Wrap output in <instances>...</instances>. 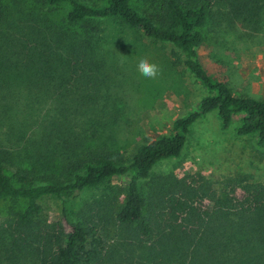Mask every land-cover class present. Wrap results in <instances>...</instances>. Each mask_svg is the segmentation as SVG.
<instances>
[{"label": "trees", "instance_id": "1", "mask_svg": "<svg viewBox=\"0 0 264 264\" xmlns=\"http://www.w3.org/2000/svg\"><path fill=\"white\" fill-rule=\"evenodd\" d=\"M147 2L150 14L133 0H0V264H264V184L227 176L219 191L171 176L160 193L143 191L210 112L223 129L239 116L236 133L264 145V98L236 96L200 56L208 31L263 33L264 0ZM109 19L172 46L206 90L130 158L94 132L120 116L100 40ZM116 176L128 183L102 223L65 206L50 220L45 198L73 200Z\"/></svg>", "mask_w": 264, "mask_h": 264}, {"label": "rangeland", "instance_id": "2", "mask_svg": "<svg viewBox=\"0 0 264 264\" xmlns=\"http://www.w3.org/2000/svg\"><path fill=\"white\" fill-rule=\"evenodd\" d=\"M133 4L145 14L154 10L147 0H133ZM102 28L108 89L120 116L112 127H98L95 137L130 158L148 139L171 134L174 121L195 108L206 90L172 46L149 39L119 20L102 21ZM240 34L217 36L208 31L207 41L200 48L201 60L236 96L264 98V32L251 38ZM142 58L157 65L154 78L139 70ZM238 120L239 116L227 129L221 127L214 111L197 120L181 156L160 162L153 176L143 181L144 193H160L164 180L171 176L185 177L187 182L206 177L219 191L227 176L264 184V145L260 146L257 134L238 135ZM127 183L128 176H116L76 199L51 196L42 203L51 221L60 219L65 206L73 219L102 223L106 211L121 200L120 188Z\"/></svg>", "mask_w": 264, "mask_h": 264}, {"label": "clouds", "instance_id": "3", "mask_svg": "<svg viewBox=\"0 0 264 264\" xmlns=\"http://www.w3.org/2000/svg\"><path fill=\"white\" fill-rule=\"evenodd\" d=\"M139 70L148 77L154 78L158 73L157 65L151 63L147 58H142L138 64Z\"/></svg>", "mask_w": 264, "mask_h": 264}]
</instances>
